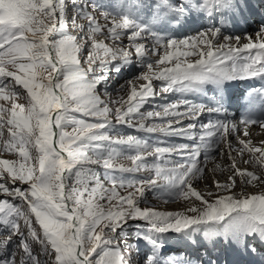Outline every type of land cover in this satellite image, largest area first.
I'll list each match as a JSON object with an SVG mask.
<instances>
[{"label": "snow or ice", "instance_id": "obj_1", "mask_svg": "<svg viewBox=\"0 0 264 264\" xmlns=\"http://www.w3.org/2000/svg\"><path fill=\"white\" fill-rule=\"evenodd\" d=\"M149 6L153 12L147 24L129 15ZM114 7L127 11L109 12L92 4L108 22L105 28L88 11L87 0H71L69 31L66 0H0V156L5 157L0 158V264H132V245L120 241L128 238L125 226L136 220L147 225L142 229L137 224L134 234L150 247L144 264H205L204 257L207 264H218L219 258L213 260L207 248L195 260L163 257L161 237L166 233L192 243L202 237L212 249L221 245L223 251L264 264V191H233L237 177L245 188H264V141L256 145L250 139L251 126L264 129V119L251 115L255 108H264V89L248 94L246 112L238 120H229L222 93L234 80L264 78V24L255 36H231L214 26L177 40L164 32L187 23L193 14H217L223 24L226 14H242L251 5L247 0H156L152 5L115 0ZM78 20L87 21V30ZM105 31L115 41L130 33L129 47L99 39ZM146 37L155 47L138 42ZM133 49L147 69L137 79L147 83L129 81L126 98L113 101L118 105L113 109L98 87L107 83L109 71L119 73L132 64ZM153 51L158 55L155 64L145 63ZM153 80L162 82L158 90ZM170 91L217 95L208 104L185 98L141 111L149 99ZM205 113L216 119L201 124L197 135L196 121ZM113 119L191 143L161 146L160 141L150 144L135 135L112 136L104 130ZM224 145L231 175L224 183L214 182L216 193L198 191L193 182L203 179L207 162L216 160L213 153L225 155ZM173 155L180 160L166 159ZM149 157H154L152 163ZM236 157L248 167L240 168ZM123 159L130 166L120 162ZM93 166L105 169L104 180ZM217 169L224 170L215 164L212 171ZM109 170L143 171L154 177L125 180L109 175ZM147 189L187 201L188 206L176 212L141 208Z\"/></svg>", "mask_w": 264, "mask_h": 264}, {"label": "rangeland", "instance_id": "obj_2", "mask_svg": "<svg viewBox=\"0 0 264 264\" xmlns=\"http://www.w3.org/2000/svg\"><path fill=\"white\" fill-rule=\"evenodd\" d=\"M249 1H251V3ZM66 2L69 5V9L67 12V15L69 17V31H72V29H71V16L74 14V12L71 8V0H66ZM93 2H95L96 4L103 5L104 8L109 12L122 13L124 11H127V9L115 8L114 7L115 0H87L88 11L92 12L97 17V19L100 21L101 26L105 27V28H106L108 22L104 21L100 17V10L99 9L92 8ZM179 2H180V0H172V3H174V4H177ZM260 2L261 1H257V0H247V3L251 5L252 11L254 10L255 13L259 12V17H264V8L260 7L261 5H263V3H260ZM144 3L147 5H152V4L156 3V0H146ZM245 9H247V7H245ZM152 12H153V8L149 6V7H144L140 10H132L131 12H129V15H131L137 22L147 24L150 21V17L152 15ZM235 16H236V14H227L226 19H224V22L228 23V24L230 23L233 26L238 25V23H242V24L244 23V25H246L247 22L245 21V19L237 21V22H234L232 20L229 21L228 17L233 19ZM249 16L250 15H248V17ZM249 18L251 19V17H249ZM117 19H119V16H117ZM78 22L85 24L86 30H87V21L86 20H78ZM188 22H190L189 23L190 29L187 30L186 32H188L189 34L181 35V34H177V33H180L181 30H178V31L177 30H168V31L164 32V35L166 37H171V38H174L177 40L187 39V38L196 36L199 32L206 31L209 28L215 26V27H221L223 34L234 36L233 30L232 29L229 30V28L226 24H224V23L222 24L221 23V16L217 15V14H213L212 16H209L207 14H196V15L193 14L189 18ZM261 24H264V23H259V26ZM176 28H178V27L176 26ZM157 31H159V29H157ZM256 31L257 30L255 29L252 32L251 28H240L235 32V35H240L243 38L245 35H252V33H253L252 36H255ZM73 34H75V33H73ZM129 34L130 33L126 32L125 35L122 36L119 41H115L111 38H108L107 33L105 31V33L103 35H100L98 38L101 40H104L110 46L128 48L129 47V41H128V35ZM138 42L145 43L146 45L149 46L150 49L155 47L154 41L152 40L151 37H146L144 40H140ZM242 42H243V39H242ZM244 42H246V41H244ZM89 47H90V45H89ZM87 50H88V48L86 47L85 55L87 54ZM132 51H133L132 64L124 66L123 68H121L119 73H116L115 71H109V79H108L107 83L104 84L103 86L98 87V92L101 93L102 99L107 101L109 104V107H112L113 109L116 106H118V105L113 104L112 103L113 101H116L121 96H124L126 98L128 91L130 90V87H131V85L129 84V81H135L138 86L147 83V81L137 79V77H139L140 74L143 71H146L147 69H146V67H143V68L141 67V65L137 62L138 58L135 56L134 49ZM163 54H164V49L162 47H160L159 48V56H162ZM157 59H158V55L156 54L155 51H153L148 56L147 61H145V63L152 62L153 64H155V61ZM181 59H184V58L181 57ZM188 59L194 60V59H196V57H189ZM115 63L119 64L120 61H116ZM152 83H153L154 90H158L162 86V82L158 81V80H153ZM105 91L107 93L106 95L104 94ZM213 96L214 95L211 92L210 93L206 92L205 95H199V94L181 95L180 93L170 91L169 93L163 94L162 96H157L155 98L149 99L145 103V105L143 106L141 111L147 112V111H151V110H159L158 106L170 104V103H176L179 100H182L185 98H187V99H189L195 103L208 104L212 101L211 99L213 98ZM248 99L249 98L247 97V100ZM182 110H183V108H181V111ZM230 113L235 114L234 108H229L228 118L232 116V114H230ZM74 115L77 118L86 119V120H89L90 122H96L94 119L88 118V117H83V116H81V114H78V113H76ZM256 115H258V114H256ZM215 119H216V116H214V115H208L207 113L202 115L196 121L197 127L195 129V132L197 133V135H199V133L202 131V129L200 128L201 124H205L208 121L215 120ZM151 122L152 121H146V123H151ZM156 122H159V121L157 120ZM183 123L186 125L188 123V121L185 120ZM69 130H71V129L69 128ZM104 131H107L108 134L112 135V136L135 135L141 139L147 140L150 144H155L157 141H160L161 146H166L167 144L191 143V141H189L186 138L165 137L160 133H147V132H143V131H138L136 128H132V127H129L127 125L116 124L114 119H113V123L109 126V128H106ZM263 137H264V129H261L259 127V125L251 126L250 139L254 142V144L259 145L261 141H264ZM233 144H235L234 140H233ZM113 147H116L118 151L119 150L125 151L126 154H133L129 150L124 148V146L114 145ZM222 150L225 152V155L221 156L218 153H213V155L216 156V160L207 162L206 167H205V175H204L203 179L193 182V186L198 191H201L205 194L208 191H212V192L216 193V189L214 188V182L219 181L220 183H224L228 180L229 175H231V173L229 171H227V168L229 165V161H228V157H227V146L226 145L222 146ZM103 154L106 155L107 153L104 152ZM233 155L235 156V153H233ZM0 158H5V157L0 156ZM7 158H13V157L11 154H8ZM247 158H248L247 155H245L244 159H247ZM166 159L178 161V160H180V157L173 155L171 157H166ZM236 159H237V163H238L240 168L243 169V168L248 167L246 164H244L240 160L239 157H236ZM153 160H154V157L148 158L149 163H152ZM201 161L203 164V156L201 157ZM120 162H123L126 166H130V162L127 161L126 159H123ZM215 164H220L221 168L224 170L221 171L220 169H217L215 172H213L212 169L215 166ZM93 167L100 174L101 180H104L105 169H103L102 167H99V166H93ZM109 175H116V176L120 177L121 179L136 180V181L146 179L149 177H154V173H147V172H143V171L142 172L121 173L118 171L114 172V171L109 170ZM242 190L246 191L248 194H256L259 191H264V188H260L258 186H247L245 188L241 184L240 178L237 177L236 185H235L233 191L236 193H241ZM120 191H121V194H126V190L121 189ZM0 198H3V197L0 196ZM214 198H215V196H213L211 199H214ZM102 203H104V202L102 201ZM187 206H188L187 201L166 199V198H164V195L161 191L153 190V189H147L146 190L144 201H142L140 204L141 208L150 207L154 210L168 211V212L183 211ZM137 224H139L142 229L147 227L146 222H144V221H140V220L129 221L128 225L125 226V231L129 234L128 238L126 241L122 239L120 241V243H121V245H123L124 243H128V244L132 245V253H131L132 264H144V259H145L146 255L149 254V252H150L149 248L150 247L143 241L135 240L134 234L136 232V225ZM161 240L164 243V248L162 250V256L165 258L169 257V256L192 257L193 260H195L196 257L203 256V254L205 252V251L202 252L201 247L205 248L206 245L195 246L194 243H192L191 241H184V240L178 239L177 234H175V233H166L161 237ZM167 245L169 246L168 248L166 247ZM187 245H189V246H187ZM147 246L149 248H147ZM13 247H14V245H10L9 246L10 250ZM38 247L39 246L36 245L37 249H38ZM207 247L211 251V257L213 260H217V258H219L218 264H226L225 256L227 254V251L225 254V251H223L222 249L221 250L218 248L212 249L211 245H209V244H207ZM204 260H205V264H207V257H204Z\"/></svg>", "mask_w": 264, "mask_h": 264}, {"label": "bare ground", "instance_id": "obj_3", "mask_svg": "<svg viewBox=\"0 0 264 264\" xmlns=\"http://www.w3.org/2000/svg\"><path fill=\"white\" fill-rule=\"evenodd\" d=\"M260 1H262V0H260ZM250 3H251V1H249ZM245 18V14L244 13H242V14H236V16L232 19H230V21L232 20V21H234V22H237V21H240V20H243ZM198 19V18H197ZM189 23L190 22H187V27H185V28H183V29H181V28H174L173 30H181L180 31V33H177V34H181V35H186V34H189L188 32H186L187 30H189L190 29V26H189ZM220 24V23H219ZM224 24H226L227 26H228V28H229V30L230 29H232L233 30V33H234V36H240V35H235V32L238 30V29H240V28H251L252 29V32H253V30H258V25L257 24H253V25H249V24H247V25H241V26H237V27H233V25L232 24H228V23H225L224 22ZM228 30V29H227ZM252 35H253V33H252ZM244 42V41H243ZM254 81H258L259 83H261L262 85H264V78H261L260 76H256V77H251V78H248L247 80H246V82H245V84H247V83H251V82H254ZM245 92V91H244ZM252 92V91H251ZM251 92H245V93H243V92H238V93H234V96L235 95H239V94H244V95H246V97H248V94L249 93H251ZM247 103H248V100L246 99V101L244 102V103H238V102H234L233 103V106H235V107H238V106H240V105H243V106H247ZM253 113H251V115H252ZM255 114V116H256V118H262V117H264V108H260V107H258V110L254 113ZM256 114H258V115H256ZM209 120V119H208ZM264 138V137H263Z\"/></svg>", "mask_w": 264, "mask_h": 264}]
</instances>
